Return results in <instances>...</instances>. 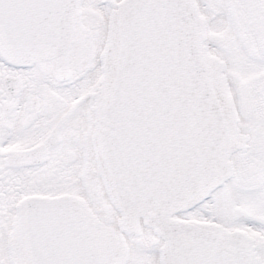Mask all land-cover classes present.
<instances>
[{"label": "snow or ice", "instance_id": "obj_1", "mask_svg": "<svg viewBox=\"0 0 264 264\" xmlns=\"http://www.w3.org/2000/svg\"><path fill=\"white\" fill-rule=\"evenodd\" d=\"M0 264H264V0H0Z\"/></svg>", "mask_w": 264, "mask_h": 264}]
</instances>
